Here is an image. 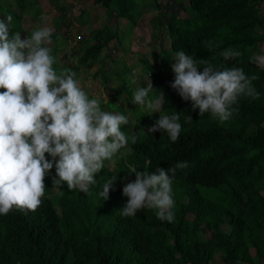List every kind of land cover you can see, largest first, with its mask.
I'll use <instances>...</instances> for the list:
<instances>
[{
    "label": "trees",
    "instance_id": "trees-1",
    "mask_svg": "<svg viewBox=\"0 0 264 264\" xmlns=\"http://www.w3.org/2000/svg\"><path fill=\"white\" fill-rule=\"evenodd\" d=\"M5 1L0 0V19L6 20L10 14V29L24 31L22 13L33 0H14L19 10ZM95 1L104 7L108 18L139 17L143 12L144 0ZM152 1L159 7V25L151 35L165 56L158 67L144 57L147 74L142 79L151 74L155 77L150 97L157 98L163 92L162 114L179 113V138L173 142L166 132H148L160 113L149 115L136 105V119L148 118L149 124L138 127L144 133L135 144L130 139L134 133L129 129V118L128 124L121 125L129 137L126 147L130 150L121 152L120 170L103 167L95 176L96 183L83 193L68 190L66 184L54 185L53 168L45 178V195L35 212L14 209L0 215V264H208L217 252L225 264L230 260L253 264L250 248L258 259L264 254V69L250 62L261 50L264 18L253 15L249 0H175L186 2L184 7L191 15L182 23L176 13L162 10L159 0ZM78 19L84 24L89 16L81 10ZM132 27L127 23L126 35ZM162 28L168 36V52ZM61 36L63 33L54 30L52 41ZM122 37L117 28L108 25L92 28L91 44L81 59L100 53L114 38L123 44ZM203 41H213V49L208 50ZM229 47L243 55L225 62L221 52ZM181 50L198 62L206 59L214 67L237 66L248 76L256 75L253 85L259 98L241 97L238 111L225 123L209 113L199 116L191 101H184L171 87L175 79L171 65ZM116 74L117 83L132 95L128 68L122 75ZM116 106L113 101L108 108ZM188 116L192 119L186 122ZM184 161L189 166L177 170L172 184V222L158 219L155 210L149 209L132 217L121 215L128 199L122 193L125 179L135 180V174H129L131 168L155 173L157 168L168 169ZM112 177L117 180L104 200L99 193Z\"/></svg>",
    "mask_w": 264,
    "mask_h": 264
},
{
    "label": "clouds",
    "instance_id": "clouds-1",
    "mask_svg": "<svg viewBox=\"0 0 264 264\" xmlns=\"http://www.w3.org/2000/svg\"><path fill=\"white\" fill-rule=\"evenodd\" d=\"M12 21L10 14L6 20L0 19V215L14 209L35 212L45 195V178L53 168L54 185L66 184L70 191L87 193L104 162L111 161L129 141L121 131V125L129 122L125 115L103 111L100 97L89 98L75 71L54 67L57 61L49 46L53 29L41 26L22 38L18 31L10 35ZM203 43L208 50L214 47L213 41ZM242 55L231 47L221 52L225 62ZM250 62L264 69V53L252 55ZM171 67L175 73L171 87L184 101H191L199 116L209 113L225 123L238 111L241 97L259 98L253 85L258 77L246 75L243 68L214 67L183 50L176 53ZM132 83H136L134 76ZM144 83L146 87L133 91L132 104L149 115L160 113L148 132H166L175 142L182 131L179 113L162 114L163 92L150 98L151 76ZM191 119L188 116L186 122ZM130 139L137 142L135 135ZM188 166L187 161L177 162L168 169L157 168L155 173L131 168L129 174H135V180L123 186L128 199L121 215L132 217L149 209L155 210L158 219L172 222V184L177 170ZM116 180L112 177L105 182L99 193L104 200Z\"/></svg>",
    "mask_w": 264,
    "mask_h": 264
},
{
    "label": "rangeland",
    "instance_id": "rangeland-1",
    "mask_svg": "<svg viewBox=\"0 0 264 264\" xmlns=\"http://www.w3.org/2000/svg\"><path fill=\"white\" fill-rule=\"evenodd\" d=\"M159 1L162 4V10L168 11V13H176L182 23H186L191 19L190 12L184 7L186 2L179 3L175 0ZM261 1L249 0V5L253 15L260 14V16L264 17V0ZM5 3H8L11 8L19 10L14 0H7ZM141 9L143 12L139 17L131 15L129 18H121L119 20L114 16L108 18L106 12H104V7L95 0H33L29 10L22 13L24 31L20 32L22 38H25L30 35L28 31L32 32L38 27L48 26L53 29V32L57 30L63 33V36L57 41H52L51 45H49L57 61L54 67L58 71L63 69L75 71L82 88L88 93L89 98L100 97L103 111L124 113L131 123L129 129L137 138L142 137L144 133V130L138 127L148 125L149 119L147 118L143 121L136 119L134 111L136 105L131 102L133 94L131 95V92L123 84L117 83L120 81L116 79L118 77L116 73L119 72L122 75L125 67H127L128 73L131 74V84L134 90L138 86L146 87L147 85L142 79V76L147 74L143 58L150 59L154 66L158 67L165 56L160 51L157 38L155 39L151 35L152 31L156 30L159 25V7H156L152 0H144ZM81 10L87 12L89 16V21L84 24L78 19ZM127 23L133 24L128 35H126ZM104 25H108L112 29L117 28L119 33L123 35V44L114 38L110 40L108 46L103 48L100 53H90L85 60L81 59V56L91 44V39L89 38L90 30L95 27H103ZM160 31L165 36L164 42H162L164 43V49L168 52L167 33L164 28L160 29ZM15 32L17 31L10 29V35ZM87 38L89 40H85ZM260 44L261 50L259 53H264V39ZM125 45L128 46V49L124 48ZM133 76L136 80L135 84L132 83ZM151 80L154 88L157 81L152 74ZM113 101L117 102V106L114 109H109V103ZM128 150H130V147L122 148L111 161L104 162V167L109 170H120L123 167V162L120 158L121 152H128ZM127 178L125 181L129 182L130 179ZM223 228L227 230L229 227L225 224ZM205 236L208 237L209 233Z\"/></svg>",
    "mask_w": 264,
    "mask_h": 264
},
{
    "label": "crops",
    "instance_id": "crops-1",
    "mask_svg": "<svg viewBox=\"0 0 264 264\" xmlns=\"http://www.w3.org/2000/svg\"><path fill=\"white\" fill-rule=\"evenodd\" d=\"M260 1V0H259ZM263 1V0H262ZM261 1V2H262ZM258 5H260L259 2H257ZM260 16V14H259ZM263 17V16H261ZM264 18V17H263ZM250 252H251V255L253 257V264H264V254L261 256L260 259H258L255 255V251L254 249L250 248ZM212 263H215V264H225L223 261H222V256L221 254L218 252L215 254L214 256V259H212L208 264H212ZM226 264H248V263H245V262H241V261H238V260H230L228 261Z\"/></svg>",
    "mask_w": 264,
    "mask_h": 264
}]
</instances>
